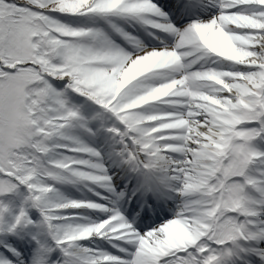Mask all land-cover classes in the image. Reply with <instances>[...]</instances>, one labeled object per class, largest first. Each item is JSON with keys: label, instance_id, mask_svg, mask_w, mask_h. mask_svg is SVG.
<instances>
[{"label": "snow or ice", "instance_id": "1", "mask_svg": "<svg viewBox=\"0 0 264 264\" xmlns=\"http://www.w3.org/2000/svg\"><path fill=\"white\" fill-rule=\"evenodd\" d=\"M0 264H264V0H0Z\"/></svg>", "mask_w": 264, "mask_h": 264}]
</instances>
